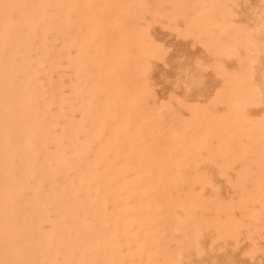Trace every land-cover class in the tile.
I'll use <instances>...</instances> for the list:
<instances>
[{"label":"rangeland","instance_id":"374dc122","mask_svg":"<svg viewBox=\"0 0 264 264\" xmlns=\"http://www.w3.org/2000/svg\"><path fill=\"white\" fill-rule=\"evenodd\" d=\"M81 1V8L69 14L73 20L69 37L75 32L74 25L83 30L81 76L88 85L81 94L87 101L89 86L94 81L98 92L91 112L98 111L102 116L105 107L113 106V113L119 114L118 121L122 115L129 121L122 134L119 132L121 141L116 147L120 153L116 163L122 162L121 153L129 151L132 157L129 162L139 168L125 169L124 177L135 175L138 178L141 173L144 176L140 174L139 179L162 178L163 185L166 182L164 186L182 197L174 199L175 211L174 202L170 201L150 213L158 222L159 217L164 218L169 213L164 220L176 226L175 229L163 220L159 222L161 235L167 242L166 251L161 252L166 261L159 254H152L155 243L151 242L145 250L148 258L155 257L148 260L145 255L141 262L154 264L159 256L158 262L163 264L171 259L174 264H264L263 228L257 229L258 233L255 230L257 235L254 232L260 253L254 248L250 255L245 247L230 253L217 250L216 244L230 243V237L226 236L231 231L226 229L227 235L223 230L214 234L213 212L206 211L213 206L217 195L236 196L255 193L250 190H264V0H104V9L94 19L87 15L80 24H75L77 12H88L92 2H102ZM181 42L189 48L183 47ZM70 48V54L74 55V49ZM65 71L64 80L70 86L76 74L72 65ZM75 98L73 94L72 101ZM113 99L117 100L114 105ZM73 114L80 116L77 109ZM105 133L108 135L107 131ZM199 194L207 199L197 198ZM190 202L194 206L188 207ZM200 207L204 220L198 218L202 213ZM187 214H193L192 222L189 218L181 219ZM218 217L223 218L221 214ZM169 218L175 220L170 223ZM195 222L200 225L204 222L207 229L194 227L199 225ZM181 223L190 229L193 226L198 236L192 235L191 230L187 232L188 227L184 230L185 225L181 227ZM217 223L221 225L220 220ZM134 224L131 227L136 234L138 223ZM148 227L152 230L156 224ZM169 227L176 233L168 231ZM165 231L168 234L163 233ZM183 235L187 237L180 244L175 242L174 238ZM216 236L220 240L211 243ZM246 236L242 238V245ZM169 238L171 242L167 241ZM120 245V249L124 247ZM120 249L118 251L124 252L125 247ZM201 251L202 255L198 256ZM165 252L174 256L168 253L164 257ZM135 253L138 252L130 256L137 264L139 253L133 256ZM243 253L250 257H244ZM130 256L123 254L127 260Z\"/></svg>","mask_w":264,"mask_h":264},{"label":"bare ground","instance_id":"6f19581e","mask_svg":"<svg viewBox=\"0 0 264 264\" xmlns=\"http://www.w3.org/2000/svg\"><path fill=\"white\" fill-rule=\"evenodd\" d=\"M105 1L102 0L101 4L92 2L88 12H77L74 23L80 24L87 15L94 19L104 9ZM81 2L0 0V264H136L130 254L138 252L139 257L138 253L133 256L136 255L142 263L148 252L145 250L148 243H155L152 254L160 257L167 249L164 248L167 242L161 235L160 223L162 220L166 223L164 218L169 217V213L164 218L159 217L160 223L155 215L154 219L151 215L170 201L174 202L175 211L177 203L174 199L182 197L164 186L166 182L163 185L162 178L139 179L141 173L138 178L135 175L133 178L124 177L125 169L129 171L132 166L129 151L121 153L122 162L116 163L120 153L116 147L121 141L119 134L129 121L123 115L118 121L119 114L113 113V106L105 107L102 116L98 111L91 112L98 92L94 81L89 86L87 101L81 94L88 85L81 76L82 27L74 25L75 32L69 37L73 21L69 14L81 8ZM109 17L112 18V13ZM69 46L74 49V55L70 54ZM69 65L76 74L71 88L64 80L65 68ZM70 94L76 97L73 101ZM113 100L112 105L117 103ZM75 109L79 111V117L73 114ZM135 167L132 166L136 170ZM157 175L161 177L160 172ZM250 191L255 193L217 195L213 206L206 210L213 212L215 220L211 226L214 234L220 230L231 231L230 235H227L228 230L225 232L230 243L216 244L217 250L230 253L245 247L251 255L254 248L257 249L256 231L258 233L259 228L264 230V190ZM200 197L207 199L202 194L197 198ZM199 202L201 204L202 199ZM192 205L190 202L188 207ZM199 209L202 213L198 218L203 219V209ZM220 214L223 218H216ZM191 217L193 214H187L181 219L190 220ZM217 220L221 225L216 224ZM135 222L138 223L136 234L131 227ZM148 223L156 224V228L150 230ZM167 223V226L176 227L174 223ZM195 224L196 228L205 227L204 222L201 223L204 225ZM187 227L185 225L183 229ZM173 228L168 229L172 234L176 233ZM188 228L187 232L191 230L192 235L198 236L193 226ZM199 231L203 233L200 228ZM249 231L253 234L249 235ZM244 235L247 238L242 245ZM184 237L187 236L174 240L179 243ZM195 238L193 242L199 239ZM217 239L214 237L211 243L218 242ZM167 241L171 242V239ZM119 244L125 247L124 252L118 251ZM123 254L131 259L127 260ZM159 256L155 261L158 264L161 263L158 262ZM151 258L147 255L148 260ZM173 262L171 259L167 264Z\"/></svg>","mask_w":264,"mask_h":264},{"label":"crops","instance_id":"0c3cea01","mask_svg":"<svg viewBox=\"0 0 264 264\" xmlns=\"http://www.w3.org/2000/svg\"><path fill=\"white\" fill-rule=\"evenodd\" d=\"M182 43V46L183 47H187V48H189L187 45H185L183 42H181ZM204 56V55H203ZM192 64V63H191ZM209 87V86H208Z\"/></svg>","mask_w":264,"mask_h":264}]
</instances>
